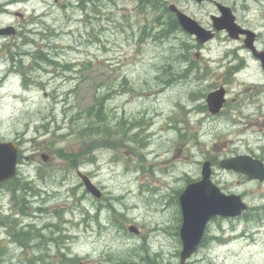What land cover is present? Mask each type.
Returning <instances> with one entry per match:
<instances>
[{"label": "rangeland", "instance_id": "rangeland-1", "mask_svg": "<svg viewBox=\"0 0 264 264\" xmlns=\"http://www.w3.org/2000/svg\"><path fill=\"white\" fill-rule=\"evenodd\" d=\"M8 1L0 0L1 11ZM171 4L205 22L215 12L212 4L189 0H28L0 14L3 26H18L20 33L0 39V142L19 143L21 155L18 176L0 188V264L149 263L141 257L180 264L179 195L201 179L208 160L213 181L242 195L250 210L212 220L207 241L186 264H264V182L219 167L232 156L264 158V95L252 100L257 91L251 90L240 106L206 111L207 95L222 84L217 69L226 39L218 34L198 48L181 30L165 35ZM31 30H43L31 37L52 66L32 63L36 44L21 46ZM185 44L189 58L183 59ZM194 60L207 63L213 78L197 83L193 73L164 85ZM99 103L103 123L93 116ZM105 133L110 147L103 146ZM60 155L79 163L73 167ZM78 170L103 199L86 192ZM26 182L37 192H24ZM24 202L30 215L18 211ZM14 220L18 231L35 230L30 248L9 241L10 225L3 226ZM130 225L142 234L130 233Z\"/></svg>", "mask_w": 264, "mask_h": 264}, {"label": "water", "instance_id": "water-1", "mask_svg": "<svg viewBox=\"0 0 264 264\" xmlns=\"http://www.w3.org/2000/svg\"><path fill=\"white\" fill-rule=\"evenodd\" d=\"M222 18H214V27L217 31L230 30L233 37H237L234 19L226 14V9L220 5ZM225 9V10H224ZM170 10L176 14L179 24L191 36L196 38L200 45H205L214 39L212 31L203 29L198 22L182 13L176 6L171 5ZM14 28L0 29V37L13 35ZM207 103L212 114H218L225 103V91L220 89L208 95ZM19 147L15 142H0V184L14 178L17 174ZM42 159L47 162L48 157L42 154ZM221 168L232 170L249 176L250 180L264 181V163L248 155L223 160ZM86 188L96 197H101V192L92 184L90 179L79 174ZM211 163L203 166L202 179L191 183L180 195L183 223L180 230L182 240L181 264L197 251L201 245L209 222L216 217L236 218L247 210L248 206L240 195H226L212 181ZM135 231V228H130Z\"/></svg>", "mask_w": 264, "mask_h": 264}, {"label": "flooded vegetation", "instance_id": "flooded-vegetation-1", "mask_svg": "<svg viewBox=\"0 0 264 264\" xmlns=\"http://www.w3.org/2000/svg\"><path fill=\"white\" fill-rule=\"evenodd\" d=\"M19 1L27 2L28 0H10L5 5V7H7L4 8L5 11H1L3 10V7H0V14L8 11V7ZM189 1H193L197 6H205L206 4L214 5L215 12H211L207 15L208 22H205L202 18H199V16L193 17L200 23V25H202V27L207 30L213 29L212 16H219L220 12L217 4L222 3L226 8L229 9V15L234 19L236 31L239 33L238 38L233 39L230 36V30L226 29L224 32H222V34L225 36L227 47L224 51V65L222 68L217 69V72H219L218 76L220 82L226 89L227 93V99L223 111L229 104L239 106L242 105V95L246 96L247 92L251 90L257 91V96L253 97L252 100L256 97L263 96L264 2L259 3L257 0H255L254 4L251 5L249 4L248 0H222L221 2L216 0ZM14 14L21 19L25 18L24 14L21 12H15ZM12 25L13 24L6 26ZM0 27H3L1 23ZM14 27L17 29L16 34H20L18 33L19 27ZM34 30H31V32H37ZM232 44L233 46H231ZM188 63L189 65L184 68H190L188 73L192 72L196 68H200L199 71L201 75L199 78L201 82L213 78V74L210 73V66L208 64H204L203 60H194ZM233 91L234 93H232ZM229 95H234V97L229 99ZM261 159L264 160V158ZM101 199H103V196L98 200ZM116 219L119 220V218ZM141 234L142 231L139 232V235ZM141 259H145L147 263L149 262L148 264H156L153 260H150L149 257H141Z\"/></svg>", "mask_w": 264, "mask_h": 264}, {"label": "trees", "instance_id": "trees-1", "mask_svg": "<svg viewBox=\"0 0 264 264\" xmlns=\"http://www.w3.org/2000/svg\"><path fill=\"white\" fill-rule=\"evenodd\" d=\"M176 27H177V22L174 21L173 25H171L170 30H173ZM169 32H172V31H169ZM186 50H188V47L186 45H184V47L182 49V54H181V58H183V59H185L186 57L189 58L188 55H186V57L184 55ZM37 54L39 55V57H37V61L39 63H45V62L48 63V62H50V59L47 57V54L42 53L41 50H38ZM96 107H98L97 110H96L97 114H93V116L95 115V120L97 121V123H103L104 121H103L102 111H104V103H99ZM103 133L104 132H102V134ZM100 134L101 133H99V135ZM92 135H95V134H92ZM109 138H111L110 135H108L106 133L103 135V139H105L104 142H103V146L104 147H110L109 145H107V139H109ZM60 157L63 160L68 161L73 167H76L77 163H79V160L76 157H72V156H68V155H60ZM18 188H19V186L15 185L14 188H13V192L15 193L18 190ZM21 189H23L24 192H26L27 190H32V188L30 187V183H28V182H26V184H23ZM25 210H26V213H27V208H25V207L22 209V212H25ZM30 235H31V230H28V231L22 230V232L20 234H18V236H20V243L23 246H27L30 243V241H29ZM58 240H59V238H58ZM66 261L70 263V262H73V259H68L67 258ZM53 264H64V263L56 262V263H53Z\"/></svg>", "mask_w": 264, "mask_h": 264}]
</instances>
